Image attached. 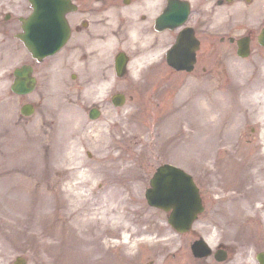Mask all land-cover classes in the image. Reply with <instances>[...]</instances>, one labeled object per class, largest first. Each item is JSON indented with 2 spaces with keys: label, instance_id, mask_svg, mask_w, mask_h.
Returning a JSON list of instances; mask_svg holds the SVG:
<instances>
[{
  "label": "rangeland",
  "instance_id": "374dc122",
  "mask_svg": "<svg viewBox=\"0 0 264 264\" xmlns=\"http://www.w3.org/2000/svg\"><path fill=\"white\" fill-rule=\"evenodd\" d=\"M221 52L220 71L215 76L173 72L163 61L152 83L146 78L135 84L128 76L120 79L128 82V91L125 103L119 106L110 102V93H100L92 84L83 92L70 85L64 74L44 77V85L29 94L13 93L8 72L12 63L22 60L20 46H14L12 56L0 58V176L29 177L21 188L14 184L10 194L17 202L27 201L28 193L34 194L38 204L32 215L40 218L37 226L34 220L31 226L25 220L29 215L25 209L0 212V264H12L17 254L26 258V264H81V259L85 264H144L147 251L139 249V256H133L134 243L142 235L172 234L165 211L150 206L144 196L156 166L172 162L200 181H213L221 159L240 168L256 145L255 138L251 139L250 124L255 123L250 121V108L261 101L260 89L251 83L250 57L227 53L224 48ZM24 101L35 103L32 114L20 113ZM95 101L100 102L102 111L92 119L86 107ZM214 103L221 108L205 114ZM97 135L98 148L87 138ZM224 143L227 148L232 145L233 155L217 152ZM108 148L110 155L102 159ZM72 166H76L72 181L79 180L86 168L91 170L88 185L73 188L89 187L100 197L90 203L89 216L100 214L102 205L107 204L106 192L117 188L120 225L113 227L116 219L112 215L96 225H86L85 220L73 223L74 244L65 248L66 224L73 218L61 212H65V202L73 199L63 186ZM63 172L68 179L60 176ZM15 191L20 198L14 196ZM210 227L214 239L213 224ZM100 229L104 232L99 233ZM122 233H126L124 244ZM232 235L237 242L236 264H259L255 252L264 247V216L256 220L251 219V211L243 215L235 211ZM175 245L166 246L160 261ZM102 249L107 251L106 257L96 263Z\"/></svg>",
  "mask_w": 264,
  "mask_h": 264
},
{
  "label": "flooded vegetation",
  "instance_id": "af4514ba",
  "mask_svg": "<svg viewBox=\"0 0 264 264\" xmlns=\"http://www.w3.org/2000/svg\"><path fill=\"white\" fill-rule=\"evenodd\" d=\"M51 1V8L58 11L41 13L37 17L34 11L38 7L44 10L45 5H35L32 0H0L1 59L12 56L14 46L18 45L24 61L32 63L37 77L64 74L86 90L87 84L105 82L113 72V59L119 50L127 51V65L134 72L132 76L143 80L155 77L159 45L167 49L184 29L188 31L185 42L195 48L193 68L185 74L217 75L222 48L232 53L236 50L237 38L245 36L253 58L250 68L254 74H261L255 86L262 93L264 105V32L260 33L264 28V0ZM184 5L187 6L185 16ZM168 11L172 15L167 14ZM47 17L54 22L57 18L60 27L67 29V37L56 52L36 59L28 45L30 22ZM187 25L191 27L186 28ZM165 48L160 50V57ZM108 87V84L103 85V88ZM260 120L264 123V113ZM254 132L256 128L252 127ZM260 153L258 148L250 149L246 164L237 169L221 159L222 163L215 167L213 181L199 185L204 209L198 219L185 232H175L170 227L178 238L147 250L144 264H236L237 242L232 235L235 211L239 215L251 211L256 219L264 216V155ZM212 223V252L197 256L191 244L203 234L209 239ZM173 243L176 245L171 247L170 255L159 261L166 245Z\"/></svg>",
  "mask_w": 264,
  "mask_h": 264
},
{
  "label": "bare ground",
  "instance_id": "6f19581e",
  "mask_svg": "<svg viewBox=\"0 0 264 264\" xmlns=\"http://www.w3.org/2000/svg\"><path fill=\"white\" fill-rule=\"evenodd\" d=\"M214 107L216 109L218 107L221 108L220 104H217V103L211 104V106H209L208 108L205 109L206 110L205 114L215 110ZM87 138L91 141V143L96 148H98V146L100 145V143L98 142L99 141L98 135L96 137L92 136V137H87ZM106 143L110 144V143H112V141L106 142ZM263 148H264V138H263ZM109 150H111V149L108 148V149L103 151V154L101 155L102 159L108 158V156L110 155ZM21 164H24V162H21ZM76 166H72L70 169H68V172L70 174L69 179L66 178L67 177V175L65 174L66 172L65 173L63 172L60 175V176H62V178L68 179L63 187L66 190V194L70 195L73 199V202L72 201L70 203L65 202V207H66L65 212H61L62 214L65 213L69 217V219L73 218L72 221H68V223L66 224V228H67L68 232L65 235V238L68 241V243H66V245H62V247H65V248L66 247L71 248L74 244L73 240H72L73 235L71 233V231H72L71 226L73 223H80V222H82V220H85L86 225H88V224L96 225L97 223H102V222L108 221V219H109L108 215H112L116 219V221L113 224V227H117L120 225V223H119V221H120L119 217L120 216L119 215L121 212L117 213V210H118V201L116 200V195L118 194L117 188H114V189L112 188L110 191L106 192L105 198L107 199V204H103L101 210L99 207L97 208L98 211L100 210L99 211L100 214L89 216V214H88L89 205L95 197L98 198L99 196H95L93 189H90L89 187H87V188L83 187V188L76 190V191L73 190L74 187H76L80 184H83L84 186L86 184L88 185V180H89V177L91 176V170L86 168L85 171H82L80 173L81 176H80L79 180L72 181L73 176H74L73 170L75 169ZM109 166L113 169L114 163H112L110 161ZM26 177H27V179H24V177L21 176L20 174L12 175V176H10V175L0 176V212L4 211L5 214H8V213H11L12 210L13 211L16 210L17 208H20L22 210L25 209L27 212H29V215L25 218L27 223L29 225L33 226V220H34V223L37 226L40 218H39V216L34 218V216L32 215L34 207H36L38 204L37 197H35L34 194H33V196H31L30 193H28L29 197H28L27 201L17 202V201L13 200L14 197L12 196V194H10L11 188L14 187V184L17 185L19 188L23 187L22 185H27L26 181H29L30 179L28 176H26ZM114 187H116V186H114ZM13 194L16 198H20L17 191H15ZM62 195L64 196L63 192H62ZM63 200L65 201L66 199L63 198ZM99 200H100V197L96 201H99ZM25 202H27V205ZM67 204H68V206H67ZM93 213H96V211H94ZM71 215H72V218H71ZM103 227H105V226L103 225ZM108 229H109V227H108ZM103 232H104L103 229L99 230V233H103ZM123 237H124V240H126V233H123ZM101 252H102V255H100V257H96V259H95L96 263H98L99 259L106 257L107 251L105 249H102ZM80 263L85 264L83 259H81Z\"/></svg>",
  "mask_w": 264,
  "mask_h": 264
},
{
  "label": "water",
  "instance_id": "95a60500",
  "mask_svg": "<svg viewBox=\"0 0 264 264\" xmlns=\"http://www.w3.org/2000/svg\"><path fill=\"white\" fill-rule=\"evenodd\" d=\"M245 48L246 47H243V51L240 52L241 54L246 53ZM186 61L187 60L176 61V58H169V62L174 64L177 68H191V65H188ZM24 69V66L15 69L16 77L12 87L14 90L19 92L29 91L34 82V79L32 77H28ZM116 71L118 74H121V65L116 68ZM123 97V95H120L119 99H116L115 102H122ZM31 110V104L26 103L21 107V111L23 113H29ZM96 113V110L92 109L90 115L95 116ZM191 181L192 179L190 175L182 169L172 164H162L158 167L157 171L150 179L151 185L147 187L145 191L146 197L150 203L165 209H167L171 204L175 206V215L170 218V220L180 229L188 227L196 213L195 209L197 207V198L195 196V190L192 185H187L188 182ZM201 249L202 248L199 247V250L197 251H200ZM257 257L261 264H264V251L258 252ZM16 264H23V259L21 257H17Z\"/></svg>",
  "mask_w": 264,
  "mask_h": 264
}]
</instances>
